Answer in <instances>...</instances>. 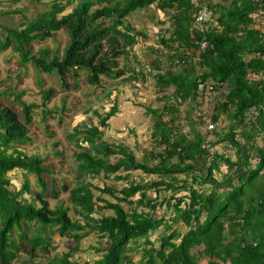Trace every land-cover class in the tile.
Here are the masks:
<instances>
[{
  "label": "trees",
  "instance_id": "trees-1",
  "mask_svg": "<svg viewBox=\"0 0 264 264\" xmlns=\"http://www.w3.org/2000/svg\"><path fill=\"white\" fill-rule=\"evenodd\" d=\"M228 1L225 7L214 0L197 5L191 0H79L66 14L63 0H52L48 9L29 17L20 15L25 10L18 7L20 0H0V14L25 17L14 26L0 25L5 34L0 53L10 49L20 70L30 64L55 75L65 91L67 78L76 80L81 71L92 87L103 77L115 80L126 73L123 81L132 87L150 78L161 103L145 108L152 117L151 149L144 148L139 160L135 147L103 138L118 112L116 100L104 115L93 112L98 125L90 119L76 125L69 135L75 145L72 166L65 174L73 180L60 177L57 188L55 169L22 149L31 142L35 112L42 122L57 112L47 107L55 90H41L39 105L22 100L23 92L10 94L18 108L0 100V264H31L38 253L49 260L54 243L68 239L73 244L52 256L50 264H264V0ZM203 5L211 17L206 30L198 32L193 15ZM137 11L149 12L151 19L155 11L162 14L153 44L144 31L125 24ZM59 32L67 37L61 52L42 47L32 55L35 43ZM202 41L208 42L203 50ZM139 42L147 43L151 56L146 65L132 53ZM203 96L214 98L209 119L216 127L202 133L197 125L204 122L194 118V111ZM222 119L226 124L218 130ZM16 171L24 175L19 187L9 176ZM135 171L154 178L136 182ZM95 179L125 185L99 187ZM67 181H73L69 189ZM59 192L68 194L69 207H50ZM160 228L164 233L151 241ZM87 237L96 238L90 249L98 259L81 263L74 256ZM138 246L142 254L133 262Z\"/></svg>",
  "mask_w": 264,
  "mask_h": 264
},
{
  "label": "rangeland",
  "instance_id": "rangeland-1",
  "mask_svg": "<svg viewBox=\"0 0 264 264\" xmlns=\"http://www.w3.org/2000/svg\"><path fill=\"white\" fill-rule=\"evenodd\" d=\"M78 1L79 0H74L72 3H67V0H63V5L65 6L64 12L68 14ZM214 1L220 2V4L225 7L229 4L228 0ZM51 4L52 0H42V2L39 3L33 2L32 0H20L18 7L20 9L25 7V10L21 9L23 14L21 13L20 15L30 17L31 15L44 11V9H48ZM20 15L16 17L12 15L5 17V15L0 14V25L4 27L14 26L24 21L25 17H21ZM154 15V19H151L149 12L137 11L125 20V24L127 23L138 30L144 31L148 36V42L153 44L152 41L158 37V32L160 30L156 23L162 17V14L158 11H155ZM260 20L264 22V17ZM167 23L165 26L168 25ZM4 37L5 34L0 29V38L3 39ZM66 42V35L63 32H59L54 39H48L44 43H35L31 49L32 55L36 54L42 47L48 48L50 52L58 48L61 52ZM146 44V42L145 44L144 42H139L132 47V53H134L136 58L144 65L148 63L151 57L147 54L148 49L146 48ZM18 61V56L13 54L10 49L0 53V79L2 82L0 87V100L5 104L18 108L17 103H13L14 95L10 94L23 92L24 95L22 96V100L27 103L39 105L41 90L46 88H53L55 90L54 97L50 100L47 107L57 112L52 116H47L43 122L39 120L38 111L35 112L33 124L29 128L31 142L23 146L22 149L28 155H39L44 157L45 164L55 169L56 172H54L53 176L56 179L57 188H59L58 178L66 177L68 180H73L72 176H65L67 170L72 166V151L75 149L74 142L69 140V135L73 133V128L78 124L88 122V119H90V124L98 125L99 119L93 112L97 111L101 116L104 115L112 106L113 100L117 101L118 112L109 119L108 127L104 130L102 129L104 140L108 143H123L130 148L135 147L138 153L136 155L138 160L140 155H142L140 152H143L142 150L144 148L151 149L149 135L152 117L145 113V108H157L161 106V103L156 100V97L160 95H157L154 83L150 78H148V84L143 86L139 83H135V86L132 87L123 81V79L128 76L126 73L124 77L115 80L103 77L99 86L92 87L86 84L85 72L81 71L78 73L79 76L76 80L70 79L69 77L67 78L70 88L65 91L59 87V82L55 75L48 76L41 71H36L30 64L25 65L24 69L20 70ZM123 63L124 58L120 57L119 66H122ZM17 73L19 77L18 79L16 78L15 83L13 82V78H15ZM38 81H41L42 85H38ZM74 81L75 88L71 86ZM1 93H7L9 95L6 96ZM224 94H227L226 90ZM63 98L65 99L63 101L64 105L62 104ZM198 103L199 106L196 107L197 109L194 111V118L197 119V117L199 118V116H201L204 124L197 125V128H199L202 133L214 130L216 127L215 124H213V129L209 128L210 124H212L209 116L212 113L214 98L212 96H203L198 99ZM186 107L187 105H183L180 109L184 110ZM60 116H62L61 120L59 119ZM180 123L184 124V121L182 120ZM225 124L226 122L222 119L217 129H221ZM187 131L188 127H185V132ZM52 143H56V146L52 147ZM131 175L136 182L140 183L154 178V176L144 175L140 171L132 172ZM9 176L12 180V186L19 187L23 183L24 175L20 171H16L15 173L12 172ZM179 178H182V176H179ZM67 182V188L69 189L73 186V181ZM30 183L33 190L37 188L33 184V179H31ZM105 183L108 186H115L118 188L125 185V182H115L114 180H93V184L99 187H102ZM154 195L153 193L149 194V196ZM163 196L162 194L160 198ZM49 202L51 208L59 205L68 206V194L66 192H59L58 198L50 199ZM162 211L163 209H158L157 213L160 214ZM69 215L72 216L71 209H69ZM28 233L31 234L30 231ZM163 233L164 229L160 228L157 232L152 233L149 239L153 242L155 240L157 241L159 236ZM55 239H57V237H55ZM96 242V238L87 237L80 245L82 252L76 254L74 259L81 263L97 260L98 254H96L94 249H90L91 246H96ZM68 244L72 245L73 241L68 239V241L55 242L52 256L59 257L62 254V249L67 250L66 246ZM201 249L202 247H199L198 250ZM135 250L132 258L133 262H137L140 259L142 247L138 246ZM38 255V264H49L50 259L48 260L42 256L43 253H38ZM52 256H50L51 259ZM23 258H25V256ZM205 262V260H201L199 264H205Z\"/></svg>",
  "mask_w": 264,
  "mask_h": 264
},
{
  "label": "built area",
  "instance_id": "built-area-1",
  "mask_svg": "<svg viewBox=\"0 0 264 264\" xmlns=\"http://www.w3.org/2000/svg\"><path fill=\"white\" fill-rule=\"evenodd\" d=\"M199 0H191V3L197 5ZM211 17V9L207 5H203L194 15L192 27L195 31L203 32L206 30L209 24V20ZM201 49H206L208 47V42L202 41L200 43ZM202 89V85L199 84V90ZM209 128L213 129L214 125L210 124Z\"/></svg>",
  "mask_w": 264,
  "mask_h": 264
},
{
  "label": "clouds",
  "instance_id": "clouds-1",
  "mask_svg": "<svg viewBox=\"0 0 264 264\" xmlns=\"http://www.w3.org/2000/svg\"><path fill=\"white\" fill-rule=\"evenodd\" d=\"M38 257H39V256H37V258H35V260H34L33 263H31V264H38V263H39V261L37 260ZM50 262H51V258H50V260H49V264H50Z\"/></svg>",
  "mask_w": 264,
  "mask_h": 264
}]
</instances>
